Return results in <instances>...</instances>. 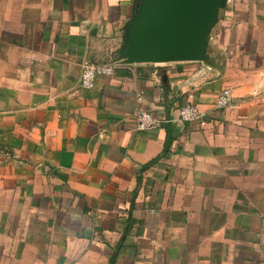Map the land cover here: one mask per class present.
Returning <instances> with one entry per match:
<instances>
[{
	"label": "crops",
	"instance_id": "crops-1",
	"mask_svg": "<svg viewBox=\"0 0 264 264\" xmlns=\"http://www.w3.org/2000/svg\"><path fill=\"white\" fill-rule=\"evenodd\" d=\"M139 3L0 0V264H264V0L163 64L118 53ZM186 104L209 122L138 127Z\"/></svg>",
	"mask_w": 264,
	"mask_h": 264
},
{
	"label": "water",
	"instance_id": "water-1",
	"mask_svg": "<svg viewBox=\"0 0 264 264\" xmlns=\"http://www.w3.org/2000/svg\"><path fill=\"white\" fill-rule=\"evenodd\" d=\"M226 0H140L118 53L126 63L209 61L208 43Z\"/></svg>",
	"mask_w": 264,
	"mask_h": 264
},
{
	"label": "built area",
	"instance_id": "built-area-1",
	"mask_svg": "<svg viewBox=\"0 0 264 264\" xmlns=\"http://www.w3.org/2000/svg\"><path fill=\"white\" fill-rule=\"evenodd\" d=\"M121 60L114 59L104 62L88 61L83 65L80 85L86 89H92L96 86L97 78L100 75L113 76L116 74ZM232 93L229 88L222 90L217 99V107L220 109L233 107ZM142 101V97H139ZM138 127L140 129H150L161 127L164 123L178 124L185 121H197L204 126L209 121L204 112L197 104H186L178 108L177 114L171 117L157 116L153 112L141 106L136 112Z\"/></svg>",
	"mask_w": 264,
	"mask_h": 264
}]
</instances>
